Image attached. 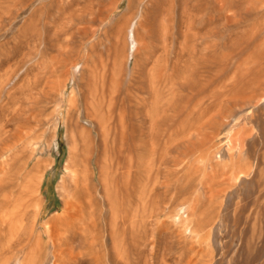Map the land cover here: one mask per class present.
<instances>
[{"label":"rangeland","instance_id":"1","mask_svg":"<svg viewBox=\"0 0 264 264\" xmlns=\"http://www.w3.org/2000/svg\"><path fill=\"white\" fill-rule=\"evenodd\" d=\"M90 101L114 152L87 166L77 264H264V0H0V157L52 161L33 237L76 131L100 141Z\"/></svg>","mask_w":264,"mask_h":264},{"label":"bare ground","instance_id":"2","mask_svg":"<svg viewBox=\"0 0 264 264\" xmlns=\"http://www.w3.org/2000/svg\"><path fill=\"white\" fill-rule=\"evenodd\" d=\"M130 2H129V4H130ZM96 7H94V8H96ZM128 7L130 8V6H128ZM88 8H87V10H89ZM91 8H92V6H91ZM91 8H90L89 13H87L88 15H90V17H88L89 18L88 21L92 20L93 11L91 10ZM97 8H99V7H97ZM85 9H83V10H85ZM151 9H153V8H151ZM146 10L148 12H146V11H145L146 13L143 12L145 17H147V13H149L151 11L150 8H149V10L148 9H146ZM85 12H87V11H85ZM85 12H83V13H85ZM96 14H97V12L95 13V16H96ZM85 20L87 21V19H85ZM139 22L140 21H138V23ZM77 24H79V23H77ZM84 24L85 23H83V25ZM82 29H84V28H82ZM87 30H88V28H87ZM58 44H59V42H58ZM56 67H58V66H56ZM96 93L97 92L95 90V94ZM99 96H100V94H99ZM88 98H90V96ZM110 101H111V99H110ZM70 103H71V105H73L72 103H74V102L72 101ZM85 103H87L86 109L88 110L89 106H88L87 99L84 100V104ZM91 103H92V107H90V108H93L92 112L94 114H92V113H90V114L94 116V117L92 116V118H94L96 125L100 130L99 131L100 132V134H99L100 135V137H99L100 141L98 140L99 143H97L95 147H92L91 150L88 149L89 145H86L87 144L86 140L85 141L81 140L82 145H80L78 147L77 146L78 144H76L78 141L77 136H78V138L79 137L80 138H86V137H85V135L83 137L81 136L80 133H82V131H80V133L78 131H76L77 136L74 137L75 142L73 143L74 145L72 144L73 147L72 146L70 147L69 160H68V163L66 164L67 166L65 165L67 168L66 172H68L67 179L63 178V176H62L61 180H62V178L64 180H62V183H60V184H62L61 189H63L65 192L64 207H63L62 212L60 214L51 217L50 220L47 222L48 227L45 230V233H46V239L45 240L38 233L36 234V236L38 235L37 237H33L34 236L33 235V231H34L33 226L35 223V218L39 214V211L41 208V203H42V199L39 196V184H40L41 179L43 177V173H44L45 168L49 167L51 165L50 163L52 161L50 160L51 162H49L48 159H41V158H36L35 160L32 161V157L34 156L35 152L32 153L31 152L32 149H31V151H30L31 154H29V156H27V154H26V157H25V153L23 150L24 148L22 149L21 147H19L20 149L19 148H17L16 150L14 149L15 151L10 152V154H8L6 156H2V158L0 157V241L4 240V241H2L4 243L1 242L2 244H4V246H1V245L0 246L3 247L2 253H4V251H5V254H3L4 257H2L3 256L2 255L0 257V259L4 258L3 261L8 263L10 261L13 262L14 260L19 259L18 260L19 264H77L78 259H79V255L74 250L75 249L74 244L79 243L83 237L87 236L86 235L87 233L85 234V232L87 231L88 228L90 229V227H88V225H84V223H83L84 220H86V214H88L87 213V206L89 207V205L91 204L90 189H89V184L87 183V179L89 177V172H88L87 166H88L89 161L91 159H93L94 156L99 157L100 155H103L105 158L103 157L104 159H102V160L106 159V161H108L109 158H111V153L114 152V151H112L110 153V149H109V140H108L109 139L108 138L109 137L108 136V131H109L108 130V127H109L108 122L109 121L107 118V116L109 114L107 115V113H106V115H107L106 116V115L102 114L103 111L100 113L99 109L96 106L98 104H94L93 102H91ZM102 104H103V101H102ZM90 108H89V110H90ZM105 109H107V108H105ZM106 112H108V111H106ZM119 118H121V117L119 116ZM122 122H123V120H122ZM123 130L124 129H122V131ZM73 133H71V136H72L71 140L74 136V135H72ZM123 133L124 132H121V134H122L121 136H123ZM112 139H114V138L112 137ZM84 142H85V145H83ZM112 143H113V141H112ZM121 144H119V145H121ZM22 147H23V145H22ZM2 149H3V147L1 148V150ZM7 150L8 149H4L0 154H4V153L6 154ZM33 150H34V148H33ZM121 151L123 152V149H121ZM114 156H113V158H115ZM119 157H121V156H119ZM115 160H117V159H115ZM119 160H121V159H119ZM123 160L124 159L122 158V161ZM128 160L126 158V160H124V161H127V163H128ZM30 161H32L31 164H30ZM111 161H112V158H111ZM90 163H89V165L91 166ZM105 163H103V164H105ZM109 164H110V167L108 165L107 166L109 168H111V163H109ZM114 164H118V163H114ZM130 164H131V162H130ZM127 165L129 166V163ZM248 165H250V164H248ZM250 166L246 165V167L244 168L245 171L242 169V171H240V172L241 173L243 171H244L243 173L249 172ZM127 167H126V169L128 170ZM114 168H115V166H114ZM120 168H122V167H120ZM115 169H118V165L116 166ZM108 171H110V169ZM93 172H94V170H93ZM106 172H107V170L105 168V173ZM256 172H259V171L256 170ZM130 173H132V172H130ZM260 173L259 174L257 173V174L261 175ZM110 174H111V176L113 175L112 173H110ZM119 174H120V172H119ZM107 175H109V174L107 173ZM111 176H110V178H111ZM116 176L117 175H115V177ZM102 178H103V176H102ZM260 178H262V177H260ZM100 179H101V177H100ZM103 179H106V178H103ZM111 180H113V179H111ZM105 188H107V184H106V187H104V190H105L104 192H106V190H107ZM106 197L108 198L109 196L107 195ZM108 202H109V200H108ZM90 214H91V212H90ZM88 224H89V222H88ZM253 226H254V223H253ZM84 240L85 239L83 238L82 241H84ZM77 246H79V245H77ZM77 246H75V247H77ZM1 247H0V249H1ZM1 260H0V262H1ZM5 262L2 264H5Z\"/></svg>","mask_w":264,"mask_h":264}]
</instances>
